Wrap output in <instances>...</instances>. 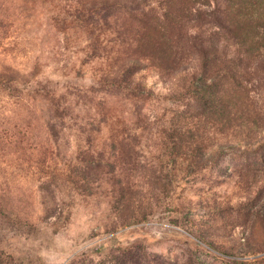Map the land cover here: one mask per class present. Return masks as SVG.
Instances as JSON below:
<instances>
[{"label": "rangeland", "instance_id": "obj_1", "mask_svg": "<svg viewBox=\"0 0 264 264\" xmlns=\"http://www.w3.org/2000/svg\"><path fill=\"white\" fill-rule=\"evenodd\" d=\"M123 1L109 22L89 23L81 4L93 0H0V256L264 264V0H231L230 14L247 21L239 40L251 76L245 90L227 79L225 116L192 103L190 70L202 59L186 47L190 59L167 70L140 61L135 79L148 92L110 85L140 54L139 23L126 20L136 6ZM180 28L165 33L174 49ZM179 118L199 131L178 130L174 145ZM91 160L85 184L78 172Z\"/></svg>", "mask_w": 264, "mask_h": 264}, {"label": "trees", "instance_id": "obj_2", "mask_svg": "<svg viewBox=\"0 0 264 264\" xmlns=\"http://www.w3.org/2000/svg\"><path fill=\"white\" fill-rule=\"evenodd\" d=\"M118 4H121L119 0H93L88 9L81 4L80 13L87 10L82 16L86 17L89 23L96 18L109 22ZM122 4L136 6L131 11L127 9L130 19L126 20L139 23L134 42L136 55L140 54L139 58L122 65L118 73L109 78L110 85L127 90L135 96L144 94L148 92L147 87L135 79L138 69L143 66L140 61H154L167 70L182 58L185 61L190 59V56L182 57L186 47L197 52L202 59L199 69L190 70L192 103L201 115H228L232 109V99L227 92V79L229 78L233 86L245 90V81L248 80L246 77L251 76L241 56L243 43L239 40L240 32L246 28L247 21L235 15L236 19L230 14L231 0H124ZM126 5H123L125 9ZM186 23L189 27L184 33L183 26ZM175 28H180V44L176 49L173 48L172 42L165 39L168 29L173 33ZM155 32L160 35L154 37ZM184 71H187L186 68ZM186 113L187 111L181 117ZM197 118L200 120V115H197ZM180 119L174 124L180 125ZM193 127L195 126L190 123L178 126L176 132L168 134L170 143L179 144L176 139L178 130L194 137L199 130ZM95 162L101 163V159ZM92 164L93 160L89 162L88 171L78 172L85 184L92 183L91 180L95 176L91 171ZM129 189L121 185L118 193L124 196ZM8 263V260L0 256V264Z\"/></svg>", "mask_w": 264, "mask_h": 264}]
</instances>
